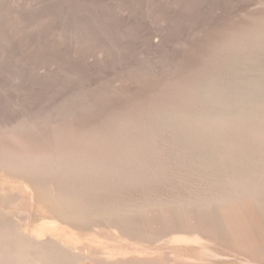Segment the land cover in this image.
I'll return each mask as SVG.
<instances>
[{"label":"rangeland","instance_id":"obj_1","mask_svg":"<svg viewBox=\"0 0 264 264\" xmlns=\"http://www.w3.org/2000/svg\"><path fill=\"white\" fill-rule=\"evenodd\" d=\"M0 44V247L22 254L16 264H139L166 252L174 258L178 233L162 225L156 234L151 215L163 222L169 213L173 229L193 231L191 212H207L213 226L205 230L215 235L179 255L264 263V116H228L216 126L171 115L187 106L230 112L222 102L233 105L246 82L264 81V0H0ZM214 79L228 96L203 99ZM184 83L202 90L193 97L180 90ZM87 161L97 168L94 179L59 170ZM106 170L115 176L108 179ZM244 222L258 240L238 246L230 226ZM198 223L194 234L206 237ZM120 229L148 252L130 248Z\"/></svg>","mask_w":264,"mask_h":264},{"label":"bare ground","instance_id":"obj_2","mask_svg":"<svg viewBox=\"0 0 264 264\" xmlns=\"http://www.w3.org/2000/svg\"><path fill=\"white\" fill-rule=\"evenodd\" d=\"M49 3V2H48ZM69 3V2H68ZM41 4V3H40ZM70 4V3H69ZM90 4V3H89ZM93 4V3H92ZM96 4V3H95ZM81 5V4H80ZM79 5V6H80ZM76 6V5H75ZM92 7H94V6H92ZM92 7H90V8H92ZM74 8H76V7H74ZM75 10V9H74ZM83 10V9H82ZM78 11V10H77ZM81 12V11H80ZM83 12H84V10H83ZM62 13V12H61ZM69 13V12H68ZM69 16V15H68ZM96 16H97V14H96ZM67 16H65V18H66ZM70 17V16H69ZM64 18V19H65ZM71 18V17H70ZM79 18V17H78ZM96 18V17H95ZM59 19V18H58ZM77 19V18H76ZM90 19V18H89ZM92 19V18H91ZM74 20V19H73ZM93 21H94V19H92ZM59 21V20H58ZM64 21V20H63ZM97 21V20H96ZM68 22V21H67ZM76 25V24H75ZM89 25V24H88ZM96 25V24H95ZM66 28V27H65ZM73 28V27H72ZM64 29V28H63ZM70 29V28H69ZM74 29V28H73ZM89 29V28H88ZM76 31V30H75ZM96 31H98V30H96ZM81 32V31H80ZM77 33V32H76ZM79 34V33H78ZM94 34V33H93ZM84 35V34H83ZM97 35V34H96ZM74 37V36H73ZM90 37V36H89ZM5 44V43H4ZM1 45V44H0ZM5 46V45H4ZM6 47H7V45H6ZM5 47V48H6ZM1 49V48H0ZM3 51H4V48L2 49ZM1 51V50H0ZM49 52V51H48ZM4 53V52H3ZM49 54V53H48ZM217 60H219V59H217ZM221 61V60H220ZM215 65V64H214ZM217 66V65H216ZM222 67V66H221ZM54 68V67H53ZM213 70V69H212ZM211 70V71H212ZM216 70V69H215ZM214 71V70H213ZM215 72V71H214ZM206 73V72H205ZM236 75H238V74H236ZM215 76V75H214ZM238 76H240V75H238ZM249 77V76H248ZM263 77V76H262ZM237 78H239V77H237ZM234 79H235V77H234ZM259 79V78H258ZM202 81H204L203 79H201ZM240 80H241V78H240ZM247 80V79H246ZM253 80V79H252ZM191 81H193V80H191ZM198 81V80H197ZM197 81H194V82H197ZM209 81H212L211 83H209L210 84V87H209V84H208V82H207V84H208V88L207 87H205L206 89H204L203 88V90H202V88H201V86H197L196 84H192V83H190L191 85H189V84H185L184 85V87H183V85H181L180 86V90L182 91V90H186L187 92L186 93H191V95H193V97L194 96H197V94H199L200 93V91L202 90V93H201V96L203 95V99H205V98H207L208 100H213V97H214V99L216 100V99H218V98H216L215 96L216 95H222V94H224L225 95V93L227 94L228 92L226 91V87H225V85H223V86H220L221 85V81H219L218 82V80L217 79H214V80H209ZM239 81V80H238ZM241 81H243V79L241 80ZM258 81V80H257ZM240 82V81H239ZM250 82V81H249ZM248 82V83H249ZM224 83V82H223ZM238 83V82H237ZM241 83V82H240ZM242 83H244V82H242ZM241 83V84H242ZM247 83V82H246ZM246 83L244 84L246 87L244 88V86H242V87H240V89L241 88H243L242 90H240L241 92L239 93V90H238V93L237 92H234V93H236L235 94V98H237L236 99V103H233V105L231 104L232 102H231V100H232V98H230V96H229V99H230V101H228L232 106H230V104H229V106L227 105V103H226V101H225V104L223 103V105H222V103H221V106H225V109H230V112L227 110H224V112L223 111H221V112H218L217 111V109H215L217 112L216 113H214V112H212V111H214V110H210V111H206V112H195V110L193 109V108H195V107H191L190 106V108L189 109H193L192 111H190L186 106H184V108L186 107V109H187V111H175L173 114H171L174 118H173V120H175V119H180V118H208L209 120L211 119V121L214 123V125H216V126H219L220 125V123H222L223 121H224V119L225 118H227L228 119V116H230V118H232V116H234V118H232V120H234L235 119V117L237 118V117H241L240 119H242L243 118V120H245V118L247 119H249V118H251L252 120H253V117H257L258 115H260V117H261V115H263L264 116V81H259V82H257V83H249V85L247 86L246 85ZM239 86V85H238ZM237 86V87H238ZM226 89H225V88ZM177 88V87H176ZM201 88V89H200ZM178 90L177 91H179V87L177 88ZM180 91V93H182ZM236 91V90H235ZM230 92V91H229ZM179 93V92H178ZM234 93H233V95H234ZM189 94H187L188 96H189ZM229 94V93H228ZM228 94H227V96H228ZM231 94V93H230ZM179 95H181V94H179ZM178 95V96H179ZM183 96V95H182ZM186 96V95H185ZM200 96V95H199ZM220 97V96H219ZM222 97V96H221ZM225 97H226V95H225ZM225 97H224V99H225ZM233 97V96H232ZM233 97V98H234ZM177 98V97H176ZM210 98V99H209ZM234 98V99H235ZM182 99V98H181ZM180 99V100H181ZM193 99V98H192ZM228 99V98H227ZM177 100V99H176ZM188 100V99H187ZM211 100V101H212ZM259 100H261V102L260 103H254V102H256V101H259ZM178 101H179V99H178ZM183 101V100H182ZM205 101H207V100H205ZM204 101V102H205ZM210 101V102H211ZM217 101V100H216ZM224 101V100H223ZM233 101V100H232ZM235 101V100H234ZM233 101V102H234ZM91 102V101H90ZM158 102V101H157ZM161 102V101H160ZM196 102H198V101H196ZM208 102V101H207ZM215 102V101H214ZM220 102V101H219ZM92 103V102H91ZM190 103H191V100H190ZM216 103V102H215ZM214 103V104H215ZM158 104V103H157ZM173 104V102L171 103V105ZM179 104V103H178ZM186 104V103H185ZM191 104H193V103H191ZM211 104H213V103H210V105ZM160 105V104H159ZM198 105V104H197ZM218 105H220V103L219 104H217V106ZM143 106V105H142ZM161 106V105H160ZM159 106V107H160ZM175 106V108H176V105H174ZM182 106H183V104H182ZM193 106V105H192ZM202 106H207V105H202ZM208 106H209V103H208ZM216 106V105H215ZM221 106H219L220 108H221ZM168 107H169V105H168ZM197 107V106H196ZM218 107V108H219ZM138 108V107H137ZM151 108V107H150ZM154 108L156 109H160V108H158L157 107V105H156V107L154 106ZM174 108V107H173ZM174 108V109H175ZM183 108V107H182ZM203 108L205 109L206 107H202V110H203ZM209 108V107H208ZM211 108V107H210ZM216 108V107H215ZM219 108V109H220ZM155 109H152V110H154V111H156ZM162 109V108H161ZM166 109V108H165ZM170 108H168V110H169ZM199 109V110H198ZM198 111H200V108L198 107ZM212 109V108H211ZM214 109V108H213ZM148 110H150V109H146V111H148ZM164 110V109H163ZM177 110H178V108H177ZM196 110V111H197ZM208 110V109H207ZM231 110H234V111H231ZM151 111V110H150ZM153 111V112H154ZM160 111V110H159ZM171 111V110H170ZM172 111H173V109H172ZM203 111H205V110H203ZM135 112V111H134ZM152 112V113H153ZM169 112V111H168ZM232 112V113H231ZM141 113V112H140ZM146 113H147V115H148V113H149V111L148 112H145V115H146ZM157 114V112H154L153 114ZM172 113V112H171ZM151 114V113H150ZM152 114V115H153ZM158 115H159V113H158ZM171 116V117H172ZM262 116V117H263ZM155 117H156V115H155ZM142 118H143V114H142ZM161 118V117H160ZM167 118V117H166ZM169 118V117H168ZM229 118V119H230ZM258 118V117H257ZM237 119H239V118H237ZM261 119V118H260ZM259 119V120H260ZM263 119V118H262ZM160 120V119H159ZM162 120H163V117H162ZM184 120V119H183ZM236 120V119H235ZM264 120V119H263ZM179 121V120H178ZM229 121V120H228ZM231 121V120H230ZM237 121H240V120H237ZM248 121H250V120H248ZM147 122V121H146ZM162 122H164L165 124H166V122L165 121H162ZM162 122L160 123V124H162ZM169 122V121H168ZM181 122H183V121H181ZM194 122V121H193ZM209 122V121H208ZM224 122H226V119H225V121ZM130 123V122H129ZM135 123V122H134ZM157 123H159V122H157ZM156 123V125H158ZM171 123V122H170ZM174 123V122H173ZM175 123H177V122H175ZM188 123H190V122H188ZM227 123V122H226ZM230 123H232V121L230 122ZM233 123H238V122H233ZM241 123V122H240ZM172 124V123H171ZM184 124H186V123H184ZM239 124V123H238ZM191 125V124H190ZM193 125V124H192ZM208 125V124H207ZM231 125V124H230ZM258 125V124H257ZM159 126V125H158ZM163 126V125H162ZM166 126V125H165ZM175 126V125H174ZM196 126V125H195ZM240 126V125H239ZM181 127V126H180ZM212 127V126H211ZM215 126H213V128H214ZM227 127V126H226ZM242 127V126H241ZM151 128V127H150ZM159 128H161V127H159ZM166 128V127H165ZM210 128V127H209ZM155 129V128H154ZM170 129H172V128H170ZM173 129H174V127H173ZM178 129V128H177ZM182 129V128H181ZM196 129V128H195ZM194 129V130H195ZM215 129V128H214ZM217 129H218V127H217ZM223 129H226V128H223ZM228 129V128H227ZM227 129H226V131H227ZM151 130V129H150ZM150 130H148V132L150 131ZM153 130V129H152ZM155 130H157V129H155ZM163 130V129H162ZM231 130V129H230ZM126 131V130H125ZM128 131V130H127ZM144 131V130H143ZM200 131V130H199ZM213 131V130H212ZM218 131V130H217ZM147 132V130H146V133H148ZM221 132H222V130H221ZM224 132V131H223ZM238 132V131H237ZM242 132V131H241ZM126 133V132H125ZM138 133V132H137ZM151 133V132H150ZM180 133V132H179ZM209 133H210V131H209ZM208 133V134H209ZM212 133V132H211ZM210 133V134H211ZM214 133H216L215 131H214ZM218 133V132H217ZM220 133V132H219ZM230 133V132H229ZM122 134V133H121ZM221 134V133H220ZM219 134V135H220ZM233 134V133H232ZM253 134V133H252ZM123 135H125V134H123ZM127 135V134H126ZM133 135V134H132ZM215 135V134H214ZM219 135H217V137L219 138L220 136ZM237 135V134H236ZM241 135H242V133H241ZM256 135V134H255ZM261 135H263V133L261 134ZM127 136H130V135H127ZM127 136H125V137H127ZM135 136H137V135H135ZM143 136V135H142ZM181 136V135H180ZM244 136V133H243V135H242V137ZM131 137V136H130ZM140 137V136H139ZM145 137V136H144ZM198 137V136H197ZM223 137V136H222ZM234 137V136H233ZM237 137H239V136H237ZM255 137V136H254ZM253 137V138H254ZM124 138V137H123ZM128 138V140H129V137H127ZM132 138V137H131ZM135 138V137H134ZM143 138V137H142ZM187 138V137H186ZM210 138V137H209ZM240 138H241V136H240ZM124 139H126V138H124ZM187 139H189V138H187ZM191 139H194V138H191ZM223 139V138H222ZM135 140H136V138H135ZM227 140V139H226ZM98 141V140H97ZM137 141V140H136ZM185 141V140H184ZM191 142H192V140H190ZM237 141V140H236ZM240 141V140H239ZM246 141V140H245ZM258 141V140H257ZM123 142H125L124 140H123ZM127 143H128V141H126ZM125 142V143H126ZM134 142V141H133ZM209 142V141H208ZM250 142V141H249ZM259 142V141H258ZM106 143V142H105ZM131 143V142H130ZM211 143V142H210ZM213 143H214V141H213ZM252 143V142H251ZM260 143V142H259ZM258 143V144H259ZM237 144H239V143H237ZM245 144V143H244ZM261 144V143H260ZM189 145V144H188ZM187 145V146H188ZM217 145V144H216ZM194 146V145H193ZM219 146V145H218ZM247 146V145H246ZM114 147V146H113ZM225 147V146H224ZM243 147V146H242ZM188 148V147H187ZM195 148V147H194ZM189 149V148H188ZM193 149V148H192ZM257 149V148H256ZM190 150H191V147H190ZM238 150H239V148H238ZM200 151V150H199ZM242 151V150H241ZM126 152V151H125ZM188 152V151H187ZM257 152V151H256ZM94 153V152H93ZM194 153V152H193ZM194 154H197V153H194ZM228 154V153H227ZM156 155V154H155ZM188 155V154H187ZM237 155V154H236ZM240 155V154H239ZM68 157V156H67ZM99 157V156H98ZM106 157V156H105ZM131 157V156H130ZM139 157V156H138ZM214 157V156H213ZM233 157V156H232ZM83 158V157H82ZM97 158V157H96ZM145 158V157H144ZM150 158V157H149ZM241 158V157H240ZM64 159V158H63ZM123 159V158H122ZM146 159V158H145ZM222 159H230V158H225V157H223L222 156ZM84 160V159H83ZM92 160V159H91ZM107 160V159H106ZM137 160V159H136ZM191 160V159H190ZM237 160V159H236ZM260 160V159H259ZM71 161V160H70ZM69 161V162H70ZM215 161V160H214ZM227 161V160H226ZM229 161V160H228ZM74 162H76V161H74ZM78 163H79V161H77ZM106 162H108V161H106ZM193 162V161H192ZM220 162V161H219ZM78 163H76V165H75V163H70V164H68V165H65L64 167H58L59 168V170H62V171H64V173H66V172H68V173H71V174H73V175H77V176H79L80 175V173H81V176H83V172H85V174H87L88 176L90 175V174H92V173H94V171H93V169L94 170H96L97 168L95 167V166H92V167H90V165H89V163H88V161L86 162V163H84V164H81V165H77ZM88 163V164H87ZM232 163H233V161H232ZM231 163V164H232ZM259 163V162H258ZM262 163V162H261ZM260 163V164H261ZM106 164V163H105ZM137 164V163H136ZM259 164V167L261 166ZM99 165H100V163H99ZM98 165V166H99ZM236 165V164H235ZM57 166H59V165H57ZM73 166H76V167H73ZM106 166V165H105ZM111 166V165H110ZM150 166V165H149ZM232 166V165H231ZM54 167V166H53ZM96 169H95V168ZM116 167V166H115ZM120 167H122V166H120ZM131 167V166H130ZM55 169L57 168V167H54ZM92 170H91V169ZM103 168H105V167H103ZM113 169H115V168H113ZM141 169V168H140ZM51 170V169H50ZM58 170V171H59ZM90 170L91 171H93V172H90ZM99 170H103V169H99ZM149 170V169H148ZM242 170V169H241ZM256 171H257V169H255ZM66 171V172H65ZM104 171H105V169H104ZM130 171V170H129ZM139 171V170H138ZM145 171V170H144ZM211 171V170H210ZM220 171V170H219ZM240 171V170H239ZM50 172V171H49ZM100 171H98L97 173H99ZM106 172H108V174H103V175H105L106 177L108 176V179H110L109 177L110 176H112L114 173H116V172H113V171H107L106 170ZM208 172V171H207ZM95 173H96V171H95ZM96 173V179H97V174ZM101 173V172H100ZM99 173V174H100ZM105 173V172H104ZM118 173V172H117ZM121 173V174H120ZM124 173H125V171H124ZM139 173V172H138ZM202 173H204L205 174V172H202ZM225 173V172H224ZM227 173V172H226ZM229 173V172H228ZM237 173V172H236ZM67 174V173H66ZM70 174V175H71ZM84 174V176H86ZM128 174V173H127ZM126 174V175H127ZM69 175V174H68ZM69 175V176H70ZM93 175V174H92ZM91 175V176H92ZM95 175V174H94ZM93 175V176H94ZM102 175V174H101ZM118 175L120 176V175H122V172H119L118 173ZM228 175V174H227ZM92 176V177H93ZM113 176H115V175H113ZM138 176V175H137ZM76 177V176H75ZM90 177V176H89ZM118 177V176H117ZM223 177V176H222ZM86 178H88V177H86ZM91 178V177H90ZM105 178V177H104ZM114 178H116V177H114ZM121 178V177H120ZM127 178V177H126ZM231 178V177H230ZM233 178H235V177H233ZM89 179V178H88ZM87 179V180H88ZM91 179H94V178H91ZM90 179V180H91ZM132 179V178H131ZM133 179H135V178H133ZM77 180V179H76ZM106 180H107V178H106ZM112 180V179H111ZM116 180V179H115ZM124 180H125V178H124ZM129 180V179H128ZM75 181V180H74ZM84 181V180H83ZM102 181H104V180H102ZM114 181V180H113ZM68 182V181H67ZM76 182V181H75ZM78 182V181H77ZM104 182H106V181H104ZM144 182V181H143ZM33 183V182H32ZM89 183V182H88ZM108 183V182H107ZM112 183V182H111ZM115 183V182H114ZM91 184V183H90ZM100 184H101V182H100ZM118 184V183H117ZM77 185V184H76ZM98 185V184H97ZM101 185H103V184H101ZM46 186V185H45ZM90 186V185H89ZM105 186V185H104ZM108 186V185H107ZM111 186V185H110ZM114 186V185H113ZM116 186V185H115ZM40 187V186H39ZM77 187V186H76ZM91 187V186H90ZM65 188V187H64ZM72 188V187H71ZM79 188V187H78ZM81 188V187H80ZM89 188V187H88ZM87 188V189H88ZM94 188V187H93ZM105 188V187H104ZM108 188V187H107ZM34 189V188H33ZM47 189V188H46ZM65 189H67V188H65ZM85 189H86V185H85ZM60 190H61V188H60ZM83 190V189H82ZM89 190V189H88ZM88 190H86L87 192H88ZM91 190V189H90ZM113 190V189H112ZM232 190V189H231ZM71 191V190H70ZM74 191H75V189H74ZM73 191V195L75 194V193H77L76 191L74 192ZM85 191V190H84ZM83 191V192H84ZM107 191H109V190H107ZM197 191V190H196ZM51 192V191H50ZM57 192V191H56ZM61 191H59V193H60ZM91 192V191H90ZM233 192V191H232ZM67 193V192H66ZM72 193V192H71ZM70 193V194H71ZM115 193V192H114ZM61 194H63L62 192H61ZM60 194V195H61ZM78 194V193H77ZM77 194H75V196L77 195ZM83 194V193H82ZM44 195V194H43ZM52 195H54V194H52ZM55 195H57V196H59L58 194H56L55 193ZM63 196H64V194H63ZM78 196V195H77ZM62 197V196H61ZM69 197H70V195H69ZM227 197V196H226ZM59 198V197H58ZM75 198V197H74ZM112 198V197H111ZM204 198V197H203ZM228 198V197H227ZM76 199V198H75ZM74 199V200H75ZM52 200V199H51ZM62 200H63V198H62ZM56 201H59V199H56ZM61 203H63L62 201H60ZM78 202V201H77ZM202 202V201H201ZM53 203V202H52ZM55 203V202H54ZM60 203V204H61ZM102 203V202H101ZM65 204H66V200H65ZM72 204V203H71ZM100 204V203H99ZM57 205H59V203H57ZM57 205H53V206H57ZM97 205V204H96ZM125 205V204H124ZM129 205V204H128ZM138 205V204H137ZM52 206V205H51ZM134 206H136V205H134ZM202 206V205H201ZM58 207V206H57ZM77 207V206H76ZM138 207V206H137ZM145 207V206H144ZM165 207V206H164ZM177 207H180V206H177ZM62 208V207H61ZM123 208V207H122ZM141 208V207H140ZM174 208V207H173ZM197 208V207H196ZM79 209V208H78ZM90 209V208H89ZM107 209V208H106ZM104 210V209H103ZM121 210V209H120ZM79 211V210H78ZM84 211V210H83ZM117 211V210H116ZM124 211H127V210H123V212ZM82 212V211H81ZM85 212V211H84ZM27 213V212H26ZM153 213V212H152ZM155 213V212H154ZM204 213V216H201L200 215V218L198 217V215H194L192 212H191V214H190V217L192 216V218L190 219L191 220V228L193 229H195L196 227H198V225L200 224V223H198L199 221L201 222V226H202V228L205 230V228H206V226L208 227V226H213V221L211 220V219H209V218H207V217H205L206 215V213L205 212H203ZM80 214V213H79ZM99 214V213H98ZM150 215V214H149ZM155 215L156 214H152L151 216H153L154 217V223H153V226L156 228L155 230L157 231V233L156 234H158V232H161V231H163V230H161V228H162V225L165 227V226H169L170 228H172V230H171V232H173V230H174V232L173 233H175V235H177V233H178V236L177 237H175L174 238V240H175V242H177L178 244H177V250L179 251L181 248H183L184 246H186V247H188V246H190V245H192V244H194V243H196V245H198V243H200L201 241H203L204 239H208V240H211V238L213 237V235H215V233L214 232H210V233H208V230H205L206 231V235L209 237H205V235L203 236L200 232H198V234H194L195 232H197V229L194 231V229H193V231H191V230H178V229H173V227L171 226V224H172V221L171 220H169V213H167V214H164V216H165V218H164V220H163V222H161L160 220H158L156 217H155ZM224 215V214H223ZM226 215V214H225ZM73 216V215H72ZM75 216V215H74ZM187 216V215H186ZM110 217V216H109ZM228 217V216H227ZM65 218H67L68 219V217H65ZM71 218V217H70ZM90 218V217H89ZM97 218V217H96ZM152 218V217H151ZM226 218V217H225ZM229 218H230V216H229ZM186 219V218H185ZM188 219V218H187ZM231 219H233V218H231ZM240 219V218H239ZM101 220V219H100ZM180 220V219H179ZM226 221H227V219H225ZM187 221V220H186ZM232 221V220H231ZM230 221V222H231ZM233 222V221H232ZM240 222H241V220H240ZM108 223H110V222H108ZM189 224V223H188ZM110 225H111V227L113 226V224L112 223H110ZM115 226V225H114ZM113 226V227H114ZM254 226V225H253ZM101 227V226H100ZM117 227H119V226H117ZM186 227V226H185ZM92 228V227H91ZM97 228V227H96ZM108 228V227H107ZM116 228V227H115ZM190 228V227H189ZM120 230H122V229H120ZM119 230V231H120ZM262 230V229H261ZM118 231V230H117ZM137 231H138V229H137ZM136 231V232H137ZM230 233H232L233 234V238L235 237V241L236 242H238L239 244H237L238 246L239 245H243V244H253V242H255L254 240L256 239V240H258V238H256V236H255V234L252 232V229H251V226H249V224L248 223H246V222H244V223H240V224H233L232 226H230ZM121 232V238L120 239H124L125 241H128V240H131V241H133V242H131V244L130 245H128L130 248H132V249H135L136 248V252L138 251V250H140L141 251V254H142V252H145V253H147L148 251H145V249H147L146 247L148 246L147 244H149V242L146 244L147 246L145 247V246H139V244H137V243H140L138 240L136 241L135 239H132V238H130V236L128 235V233L126 234L125 232L126 231H124V229L122 230V231H120ZM171 232H169V233H171ZM169 233H167L166 232V234H168L169 235ZM166 234H161V235H165L166 237H170V236H168V235H166ZM135 235H137V234H135ZM161 235L159 234V235H155L156 237L155 238H159V239H162L163 238V236L161 237ZM172 235V234H171ZM261 235V239L263 240V242H264V231H262V233L260 234ZM4 236V235H3ZM152 236H154V235H152ZM152 236H151V238H152ZM164 236V237H165ZM173 236V235H172ZM252 236H254V238L252 237ZM101 237H102V235H101ZM103 237H105V236H103ZM97 238H99V237H97ZM6 239V238H5ZM107 239V238H106ZM119 239V238H118ZM9 240H11V239H9ZM167 240V239H166ZM6 241H8V240H6ZM5 241V242H6ZM14 241V240H13ZM142 241V240H141ZM157 241V240H156ZM169 242V241H168ZM229 242V241H228ZM3 245H4V242L2 241L1 242ZM0 243V244H1ZM7 243V242H6ZM5 243V244H6ZM12 243V242H11ZM11 243H10V241L8 242V244H10L11 245ZM141 243H143L144 244V242H141ZM140 243V244H141ZM151 243V242H150ZM154 243H156V242H154ZM160 243V242H159ZM235 243V242H234ZM7 244V245H8ZM13 244V243H12ZM235 244V245H236ZM153 245V244H152ZM156 246H157V244H155ZM255 245H258V244H255ZM5 246V245H4ZM14 246V245H13ZM149 246H150V244H149ZM171 246V245H170ZM253 246V245H252ZM252 246H250V247H252ZM254 247V246H253ZM1 249H0V264H16V262H18L17 261V259L18 258H21V256H22V254H20L18 257L16 256L17 255V253L16 254H13V251H11L10 249H8V250H6V249H4V250H2V248L3 247H0ZM5 248V247H4ZM122 248V247H121ZM235 248V247H234ZM82 249V248H81ZM153 249V248H152ZM151 249V250H152ZM158 250H160L161 248L160 247H158L157 248ZM128 250V249H127ZM158 250H156L157 252H158ZM177 250L176 251H172L173 253H176L177 254V256H175V255H173V257L174 258H172V256H170V252H168V254H167V252H166V254L164 255V254H157L155 251V253L157 254L156 256H155V258H150V257H142L139 261H140V263L139 264H153V263H155V262H159V264H208L207 262H202L201 260L200 261H197L195 258V260L192 258V257H189V256H187V255H179V254H181L180 252H182V251H179V252H177ZM232 250V249H231ZM243 250V249H242ZM16 251V250H15ZM134 251V252H135ZM235 251H237V250H235ZM247 251V250H246ZM76 252V251H75ZM150 252H152V251H150ZM149 252V253H150ZM152 253V254H155V253ZM239 252V251H238ZM243 252V251H242ZM30 253V252H29ZM170 253V254H169ZM31 254V253H30ZM28 255V253H27V256H24V258H25V260H27L28 261V259H30L31 257V255ZM140 254V255H141ZM245 253H243V255H244ZM137 255V254H136ZM240 255H242V254H240ZM264 256V255H263ZM75 257V256H74ZM134 257H136V256H134ZM134 257H131V259L132 258H134ZM243 257V256H242ZM23 258V259H24ZM139 258V257H138ZM138 258L136 257L135 258V260H138ZM15 259H16V262H15ZM33 259V261H34V257L32 256V258H31V260ZM100 259V258H99ZM241 260H247V261H249L248 263H250V262H252L253 264H261V262L258 260V259H256V258H253V257H250V256H247V257H243V258H240ZM20 260V259H19ZM118 260V259H117ZM120 260V259H119ZM21 261V260H20ZM91 261V260H90ZM109 261V260H108ZM32 262V261H31ZM92 262V261H91ZM95 262V261H94ZM173 262V263H172ZM244 262V261H243ZM28 263V262H27ZM119 264H129V262L128 261H126V260H120L119 262H118ZM117 263V264H118ZM133 263H135V261L133 262ZM18 264V263H17ZM264 264V263H263Z\"/></svg>","mask_w":264,"mask_h":264}]
</instances>
